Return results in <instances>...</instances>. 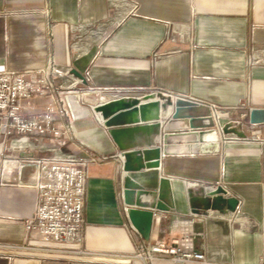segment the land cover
<instances>
[{"label": "crops", "instance_id": "crops-1", "mask_svg": "<svg viewBox=\"0 0 264 264\" xmlns=\"http://www.w3.org/2000/svg\"><path fill=\"white\" fill-rule=\"evenodd\" d=\"M173 29L190 41L165 40ZM176 49L151 64V53ZM50 60L79 75L89 70L88 86L103 96L93 93V104L110 98L105 89L125 88L128 96L161 90L219 107L220 125L241 121L243 140L228 135L208 154L178 145L176 153L187 154L161 156L144 182L155 187L158 176L168 178L174 209L156 213L149 238L140 237L151 244L175 215L202 213L209 186L218 184L239 202L238 217L231 225L220 217L196 225L204 235L195 248L207 264H264V124L245 119L251 109L264 110V0H0V72L37 70ZM66 105L74 138L62 151L107 158L88 169L84 252L35 240L19 223L34 210L33 187L3 184L0 173V264H173L131 257L140 237L120 204L118 150L90 104L69 95ZM46 155L7 152L3 162ZM15 175L9 170L8 181Z\"/></svg>", "mask_w": 264, "mask_h": 264}, {"label": "built area", "instance_id": "built-area-1", "mask_svg": "<svg viewBox=\"0 0 264 264\" xmlns=\"http://www.w3.org/2000/svg\"><path fill=\"white\" fill-rule=\"evenodd\" d=\"M94 30L86 29V32L91 34ZM171 34L173 36L169 39L172 41L189 40L183 31L173 29ZM167 37L164 39L167 40ZM79 40L80 36L75 44ZM178 52L177 49L167 54L155 51L150 55L151 64ZM80 76H76L73 69L61 67L52 60L37 70L0 72V157L3 160L7 152L48 154L37 158L25 157L20 161L36 166L32 186L36 197L32 214L19 223L27 232L33 233L37 241L73 245L78 253H83L81 243L88 169L95 161L107 158L62 151L66 140L74 138L73 118L67 109L66 97L74 95L80 104H84L80 95L100 92L88 86L91 83L88 69ZM105 92L111 93L109 99L128 96V89L125 88H110ZM208 107L216 130L221 132L222 125L218 118L224 111L215 105ZM235 123L238 124L237 121ZM47 141H56V145L48 146L45 144ZM209 187L213 191L218 184ZM222 189L225 197H231L224 187ZM238 206L237 201L233 211L218 213L205 207L202 213L175 215L153 243H145L139 236L131 257L142 262L158 258L173 264H207L203 253L194 246L195 238L204 235L203 231H195V226H202L207 219L215 217L231 225L238 217Z\"/></svg>", "mask_w": 264, "mask_h": 264}, {"label": "water", "instance_id": "water-1", "mask_svg": "<svg viewBox=\"0 0 264 264\" xmlns=\"http://www.w3.org/2000/svg\"><path fill=\"white\" fill-rule=\"evenodd\" d=\"M92 113L101 120L118 150L120 204L133 230L145 240L156 213L174 209L168 178L158 176L155 187L144 182L152 172L157 173L161 156L177 155L178 145L187 148L189 154H208L213 151L207 148H215L225 136L233 135L237 141L246 138L236 123L224 124L218 132L208 105L161 90L109 99L95 104ZM246 116L248 125L264 124V110L251 109ZM141 133H145L144 142L138 143L136 137ZM9 170L16 174L12 182L8 181ZM35 175V165L7 160L1 180L3 184L32 186ZM205 198L209 204L205 207L215 211L222 205L233 211L237 205L235 198L225 197L221 187L208 191Z\"/></svg>", "mask_w": 264, "mask_h": 264}, {"label": "bare ground", "instance_id": "bare-ground-1", "mask_svg": "<svg viewBox=\"0 0 264 264\" xmlns=\"http://www.w3.org/2000/svg\"><path fill=\"white\" fill-rule=\"evenodd\" d=\"M98 94V93H97ZM97 94H96V96H97ZM93 96H95V95H93V93H86V94H84V95H80V99L85 103V104H90V106L89 107H91V108H93V106L95 105V104H93L92 103V101H93V99L95 98V97H93ZM98 96H100V97H103V96H101L100 94L98 95ZM99 97V98H100ZM76 99H77V97H75ZM101 99V98H100ZM78 100V99H77ZM106 100H108V99H106ZM106 100H103V101H106ZM100 101V100H99ZM103 101H100V102H103ZM96 102V101H95ZM99 102V103H100Z\"/></svg>", "mask_w": 264, "mask_h": 264}, {"label": "rangeland", "instance_id": "rangeland-1", "mask_svg": "<svg viewBox=\"0 0 264 264\" xmlns=\"http://www.w3.org/2000/svg\"><path fill=\"white\" fill-rule=\"evenodd\" d=\"M171 35L173 36V34H171V33H169V35H168V41L170 40L169 38L171 37ZM172 41V40H171ZM93 97H95V96H93ZM245 119H246V117H245ZM242 120H244V119H242ZM246 121H247V119H246ZM230 122H232V123H235L234 121H230ZM238 123H240L239 125L237 124V126L240 128V125H241V121H237ZM5 155V154H4ZM3 160H2V158L0 157V173L2 172V166H3ZM18 163H20V162H18ZM33 186V185H32ZM140 236V235H139ZM81 248H82V250L84 251V249H83V246H82V243H81Z\"/></svg>", "mask_w": 264, "mask_h": 264}]
</instances>
